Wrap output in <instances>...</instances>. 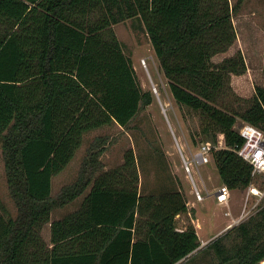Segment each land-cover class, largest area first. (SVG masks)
Returning <instances> with one entry per match:
<instances>
[{
	"label": "trees",
	"instance_id": "16d2710c",
	"mask_svg": "<svg viewBox=\"0 0 264 264\" xmlns=\"http://www.w3.org/2000/svg\"><path fill=\"white\" fill-rule=\"evenodd\" d=\"M235 9L230 0H0V158L18 209L0 216V264H174L199 244L192 224L176 228L187 207L178 186L141 192L132 147L101 168L97 136L55 195L51 178L86 131L126 126L152 100L113 28L130 18L147 34L174 100L200 114L203 138L224 134L226 145L213 150L222 182L246 187L253 165L236 151L245 139L236 123L264 130V85L248 97L234 90L232 73L247 69L241 48L213 59L237 37ZM80 194L77 207L51 218ZM48 220L47 251L40 230ZM232 228L240 237L231 244L221 235L210 242L217 264L260 263L264 204Z\"/></svg>",
	"mask_w": 264,
	"mask_h": 264
},
{
	"label": "rangeland",
	"instance_id": "374dc122",
	"mask_svg": "<svg viewBox=\"0 0 264 264\" xmlns=\"http://www.w3.org/2000/svg\"><path fill=\"white\" fill-rule=\"evenodd\" d=\"M230 1L236 8L233 20L237 27L236 42L234 41L232 48L240 43H243L244 47L247 46L244 55L247 56L251 67L252 80L264 81V0ZM113 28L122 42L124 51L131 57L141 87L151 91L152 100L148 104L141 105L126 126L112 121L86 131L72 158L52 176L51 193L55 195L62 185L76 178L83 156L86 155L88 147L97 136L101 148L98 155L102 163L101 168H110L120 164L124 159L125 149L132 147L136 157L141 192L167 186L174 178L177 183H180L181 190L187 199L192 197L195 199L193 182L200 190L207 185L213 191L214 188L223 184L213 156L207 163L190 164L194 181L186 171L182 158L183 155L190 159L193 151L201 142L214 141L210 137L203 138L200 132V114L174 100L147 34L143 30L134 28L130 18L115 23ZM224 55L225 52H219L214 56V60H220ZM227 98L233 104H244L243 101H237L233 96ZM241 121L242 119H238L236 127ZM220 133L216 144H220ZM253 181L263 183L259 178H254ZM244 189L245 187L230 189L231 199L228 204L219 203L213 193L203 191L206 199L203 198L202 202L206 204L207 210L215 209L225 219H232L235 215H226L225 211L231 209L236 214L241 211ZM81 197L82 194L63 205L55 206L51 211V216H61L78 206ZM251 201H253L252 198ZM263 204L264 199L260 205ZM257 209L258 207L250 212L254 214ZM250 212L243 218L237 217L230 226L225 228L221 234L224 243L231 244L235 237H240L232 227L248 219L252 215ZM17 213L16 203L6 181L3 158H0V216L15 217ZM212 236L219 237L220 235L215 233ZM211 249L216 255L214 248ZM216 261H219L217 255Z\"/></svg>",
	"mask_w": 264,
	"mask_h": 264
},
{
	"label": "crops",
	"instance_id": "0c3cea01",
	"mask_svg": "<svg viewBox=\"0 0 264 264\" xmlns=\"http://www.w3.org/2000/svg\"><path fill=\"white\" fill-rule=\"evenodd\" d=\"M234 19V18H233ZM234 21V20H233ZM235 23V22H234ZM236 26V23H235ZM237 30V27H236ZM239 38V37H238ZM237 38V40H238ZM236 42V40H234ZM233 42L229 48L223 52H225V56L233 54L238 48H241L245 54V49L247 46L244 47L243 43L238 44L236 47L232 48L234 43ZM151 44V43H150ZM152 47V46H151ZM257 47V45H255ZM254 48V47H253ZM260 48V47H259ZM217 54V53H216ZM215 54V55H216ZM214 55V56H215ZM213 56V59H214ZM153 57V56H152ZM221 57V59L223 58ZM247 59V69L243 73H232L231 76V84L233 88L241 95L243 96H251L254 94L255 91V85L257 83L264 85V81H254L252 80V71L250 64L248 62V58L245 55ZM76 151V150H75ZM75 153V152H74ZM220 176V175H219ZM180 187V183H177L176 178L168 184L167 186H161L158 189H149L145 190V192L148 191H158V190H165V189H173L175 187ZM206 188L203 189V191H206V193L210 192L211 189L207 185ZM238 188V187H236ZM235 189V188H231ZM82 198V197H81ZM205 198V197H203ZM202 199H197L198 202L192 198L187 199V207L186 210L177 212L175 214V221H176V228L182 229L187 224H192L195 227V230L197 232L198 238H199V244L188 254H186L184 257L179 259L174 264H217L218 261H216V255L212 251L210 247V242L216 238L214 235L215 233H218V235H221L225 228L231 225L232 221L240 216L241 211H239L237 214L233 213V210L230 209V213H226V215L233 214L235 216L230 218H224L222 217L215 209L207 210L206 204L203 203ZM206 199V198H205ZM77 207V206H76ZM75 208V207H74ZM73 209V208H72ZM71 209V210H72ZM59 216H51V218H57ZM41 238L44 241L45 245L42 247V249H45L48 251V248L52 246L53 241L50 239V220L45 222L40 230ZM208 235L212 237H208ZM257 264H264V259L260 261V263Z\"/></svg>",
	"mask_w": 264,
	"mask_h": 264
},
{
	"label": "built area",
	"instance_id": "2783aa9c",
	"mask_svg": "<svg viewBox=\"0 0 264 264\" xmlns=\"http://www.w3.org/2000/svg\"><path fill=\"white\" fill-rule=\"evenodd\" d=\"M238 130L244 136V141L241 145L236 147V151L245 159L251 162L253 165L252 176L254 178H259L263 183L257 181H251L244 189V198L241 209V214L239 217H244L250 211L256 207H261V202L264 199V130L258 127L257 125L243 120L238 124ZM221 134L220 144H216L214 141L205 140L201 142L198 148L193 151L190 159H187L182 155L184 167L190 178L193 180V176L190 170V164H200L207 163L210 161L211 156H213V150L218 147L225 146L224 134ZM193 191L197 199H202L205 197L203 190H200L196 183L193 182ZM206 187L203 186V189ZM231 188L223 183L213 191H210L214 194L216 200L219 203H230L231 199ZM209 193V192H208ZM253 201L250 202V199ZM226 213H230V210L227 209ZM251 213V212H250Z\"/></svg>",
	"mask_w": 264,
	"mask_h": 264
}]
</instances>
